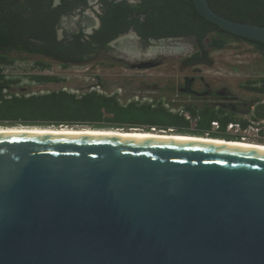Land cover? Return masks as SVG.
Wrapping results in <instances>:
<instances>
[{
	"label": "water",
	"instance_id": "obj_1",
	"mask_svg": "<svg viewBox=\"0 0 264 264\" xmlns=\"http://www.w3.org/2000/svg\"><path fill=\"white\" fill-rule=\"evenodd\" d=\"M192 1L222 29L264 43V26ZM126 37L138 38L130 30L111 44ZM255 112L264 117L262 105ZM0 264H264V150L0 134Z\"/></svg>",
	"mask_w": 264,
	"mask_h": 264
},
{
	"label": "trees",
	"instance_id": "obj_2",
	"mask_svg": "<svg viewBox=\"0 0 264 264\" xmlns=\"http://www.w3.org/2000/svg\"><path fill=\"white\" fill-rule=\"evenodd\" d=\"M209 6L219 15L231 20L264 26V0H207ZM7 0H0V126H37V127H89L92 129L130 128L149 131L172 129L174 133L203 136L210 129V122L218 120L221 129L228 121L239 120L240 116L232 112L216 109L214 105L186 104L180 106L192 117H197L196 124L190 129L189 122L183 115L173 112L174 103L163 99H145L121 102L114 92L105 93L95 87L84 92L57 89L43 93H18L13 87L19 82L18 77L9 76L4 69L15 62L12 53H24L32 57L33 67L45 70L50 63L44 57L61 66L82 65L88 63L89 55L96 49L106 48V44L132 27L147 43L148 39L174 36L190 38L195 45L194 52L180 57L181 66H195L211 62L209 50L224 48L229 42L242 41L252 45L253 49L264 55V43L246 38L222 29L220 26L202 17L192 0H139L135 4L112 0L104 2L100 27L91 35L95 49L79 41L75 36L73 45L63 46L54 40L50 33V45L42 46L29 43L22 47L21 34L11 21H7L11 6ZM137 12H142V18ZM135 14V15H134ZM7 38L14 43V48L2 45ZM207 41V42H206ZM75 42L84 44L74 50ZM206 42V44H205ZM74 47V48H73ZM27 78L37 84L62 83L64 77L55 74L33 73ZM256 94L248 107L258 95L264 94V77L255 84L245 86ZM245 108V107H244ZM215 138L233 139L222 131L212 132Z\"/></svg>",
	"mask_w": 264,
	"mask_h": 264
},
{
	"label": "rangeland",
	"instance_id": "obj_3",
	"mask_svg": "<svg viewBox=\"0 0 264 264\" xmlns=\"http://www.w3.org/2000/svg\"><path fill=\"white\" fill-rule=\"evenodd\" d=\"M174 44L183 48V51L172 54L168 48ZM161 46L166 49L165 52H156L154 58L159 60L163 57V62L149 68L136 69L121 65L123 63L114 59H125V56L116 52L111 55L99 54L88 63L65 67L53 60L37 57L50 63L49 68L39 70L33 67L32 57L21 54L15 55V62L4 69V73L19 78L13 87V91L18 93H43L60 88L80 93L95 87L105 93H116L121 102L163 99L164 102L174 103L173 108L186 104L199 106L203 102L219 104L225 101L224 97H229L226 102L232 101L239 111H243L244 104L256 96L245 86L255 84L264 77V55L246 42L232 41L222 49H210L211 62L195 66H181L179 60L194 50L192 39L164 42ZM110 61L113 63H108ZM33 73L55 74L64 77L65 81L37 84L27 78ZM186 81L193 83L190 88L192 92L183 90ZM149 131L169 132V129L162 131L150 128Z\"/></svg>",
	"mask_w": 264,
	"mask_h": 264
},
{
	"label": "flooded vegetation",
	"instance_id": "obj_4",
	"mask_svg": "<svg viewBox=\"0 0 264 264\" xmlns=\"http://www.w3.org/2000/svg\"><path fill=\"white\" fill-rule=\"evenodd\" d=\"M110 0H7L6 5L14 8L9 11L8 20L10 23H14L18 28V31L21 34V38L23 40L22 47H28L29 43H37L42 46L50 45V33L52 32L54 35V40L56 42H60V45L63 46H71L74 43L75 36H78L80 42L89 44V47L94 48L96 44L91 42V35L100 27L101 20L100 16L103 15V9L105 7L104 2ZM114 2L123 1V0H112ZM129 4H135L139 0H124ZM138 15L142 18L143 13L137 12ZM135 15V14H134ZM133 30L138 36L137 32L129 27L126 32ZM121 33V34H124ZM120 34V35H121ZM119 36V35H118ZM117 36V37H118ZM115 37V38H117ZM114 38V39H115ZM110 40L106 44V48L104 49H96L89 55L92 57L105 54L111 55L116 52H120L125 56V59L121 57L115 58L114 60L123 63L121 65H126L131 68L133 65H139L141 63H158L161 64L163 62V57L159 60H155L154 54L156 52H165L160 43L152 42L151 39H148L147 43L143 41L140 36L138 38L126 37L123 41L115 44H111L114 40ZM14 43H10L7 38L2 40V45L5 48L13 46ZM130 46V47H129ZM75 47V48H74ZM74 50L79 49L80 47H85L84 44L75 42ZM131 48L133 51L139 52V56H134L132 59L128 56V53L123 52V48ZM153 49H152V48ZM171 47V46H170ZM168 46V50L170 49ZM151 48V49H150ZM95 49V48H94ZM150 49L152 51V55L147 57L145 53ZM196 48L194 47V50ZM167 50V51H168ZM191 51L190 53L194 52ZM26 55L24 53H12L11 55ZM27 56V55H26ZM108 57V56H106ZM113 59V58H110ZM108 63H113L112 61ZM153 67V66H152ZM136 69H139L135 67ZM142 69V68H141ZM193 85L192 82L186 81L183 90L187 89L188 91ZM229 97H224L225 101L220 102L219 104L210 103L214 105L216 109L232 112L235 116H240L243 113L247 112L248 107L247 103L244 104L243 111H239L236 106L231 102H226V99ZM208 103V102H203ZM201 103V104H203ZM200 104V105H201ZM209 104V103H208ZM197 121V120H196ZM196 124V123H195ZM190 126V129H193ZM207 133L208 137L215 138L209 133H212L210 129ZM205 132V133H206ZM204 133V134H205ZM205 136V135H203ZM229 140L227 138H223ZM260 144H264L261 141L256 142Z\"/></svg>",
	"mask_w": 264,
	"mask_h": 264
},
{
	"label": "bare ground",
	"instance_id": "obj_5",
	"mask_svg": "<svg viewBox=\"0 0 264 264\" xmlns=\"http://www.w3.org/2000/svg\"><path fill=\"white\" fill-rule=\"evenodd\" d=\"M178 49L174 48V51H177ZM123 50L126 53H128L129 57L131 56L134 57L136 55V51H133V49L131 48L124 47ZM9 133H30V134H51V135H60V134L61 135H110V136H120V137L176 139V140L232 145V146H238V147H249V148L264 150V144H260L256 142L226 140V139H220V138H212L208 136H195V135H187V134H177V133H169V132H151V131H141V130L124 131L120 129H92L89 127H78V128L57 127V128H54V127H37V126H13V127L0 126V134H9Z\"/></svg>",
	"mask_w": 264,
	"mask_h": 264
},
{
	"label": "built area",
	"instance_id": "obj_6",
	"mask_svg": "<svg viewBox=\"0 0 264 264\" xmlns=\"http://www.w3.org/2000/svg\"><path fill=\"white\" fill-rule=\"evenodd\" d=\"M258 105L263 106L264 111V94L258 95L256 99L248 106L247 112L240 115V118L244 120L242 123L239 120L228 121L224 128L221 129V124L218 120H212L210 122V131L219 132L222 131L228 134L233 139L229 140H239L246 142H259L264 143V117H259L256 115V107ZM173 112H178L183 115L184 118L189 122L191 127L195 126L197 117H192L187 111H184L181 107L170 109ZM165 131V130H162ZM172 132V129H169ZM206 132L204 135L207 136Z\"/></svg>",
	"mask_w": 264,
	"mask_h": 264
}]
</instances>
